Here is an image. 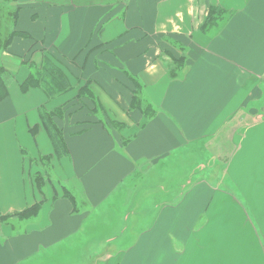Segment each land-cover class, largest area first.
Here are the masks:
<instances>
[{"label": "crops", "instance_id": "0c3cea01", "mask_svg": "<svg viewBox=\"0 0 264 264\" xmlns=\"http://www.w3.org/2000/svg\"><path fill=\"white\" fill-rule=\"evenodd\" d=\"M17 6L16 29L29 36L14 38L0 54L15 78L0 103V264H264V0ZM212 7L228 12L214 33L201 29ZM46 56L72 87L53 99L21 87L31 64L41 67ZM184 56L185 71L172 78L170 64ZM88 82L108 119L124 126L85 124L93 113L74 106L57 121L68 151L58 159L40 109L72 105ZM135 82L136 97L154 109L148 119L131 108ZM205 144H214L224 181L199 179L178 199L161 202L129 245L110 253L98 245L89 254L76 246L91 236L88 219L122 189L126 195L129 178L168 165L170 157L183 169ZM43 156L55 161L54 185L38 184L41 169L32 170ZM37 204L35 214L17 217Z\"/></svg>", "mask_w": 264, "mask_h": 264}, {"label": "rangeland", "instance_id": "374dc122", "mask_svg": "<svg viewBox=\"0 0 264 264\" xmlns=\"http://www.w3.org/2000/svg\"><path fill=\"white\" fill-rule=\"evenodd\" d=\"M17 3L15 0H0V9L2 13L5 14L6 19L4 22L3 31L6 33L3 35V41L8 37L9 32L13 28L14 16L17 11ZM220 20L216 22V26L211 28V32L218 30L220 25L226 18V14L219 15ZM7 28V30L4 28ZM179 68L174 67L176 76H181L186 69V62L179 63ZM15 81V78L12 76L9 79V85ZM95 95V94H94ZM96 98V96H94ZM88 109H91L92 99H88ZM141 100L136 101V104L142 106L144 102ZM94 104L95 112L90 116V121L99 119L102 122H106L107 125L115 128H122L124 125L119 123H112L108 119L107 113L104 111V108L99 105L98 102ZM84 105V104H83ZM255 109V106H254ZM85 110V109H83ZM149 111L153 113V109L150 108ZM254 111V110H253ZM92 112V111H91ZM97 113V114H96ZM149 112H146V114ZM151 115V114H150ZM81 117H86V114H81ZM212 145H198L193 151V155H189L185 158V166L183 169H179L178 162L176 158L170 157L168 165L159 166V169H150L147 173L141 174L136 173L133 177L127 180L124 188L126 189V195H123V189L114 197V200L109 203L105 208L100 209L95 212L91 218L88 219V225L86 230L91 236H85V241L77 242L76 246L79 248H84L89 253H92L94 248L99 245H103L105 248L104 252H112L114 247L119 243L124 245H129V241H133L142 231H144L154 219L159 205L166 203V201H174L178 199L181 194V191L185 189L187 191L191 187V182H198L199 179H204L210 184L218 185L219 182L224 181L222 175L221 167L222 164L218 160L217 155H213L215 149ZM53 162L52 159L43 160L37 165L32 166V170H37V166L41 169L39 176H42V184L48 180L50 185H54V173H53ZM40 164V165H39ZM31 170V168H30ZM224 188L227 185L223 186ZM65 193L68 192L73 195V199L79 202L78 195H74L66 188L64 189ZM125 193V192H124ZM120 196V197H119ZM162 202V203H161ZM18 218H22L17 216ZM129 217V218H128ZM125 219V220H124ZM94 224V225H93ZM126 227L125 231L122 232V228ZM123 233V234H122ZM117 234V235H116ZM116 235V236H115ZM118 237V238H114ZM100 240L99 242L92 239ZM94 241V242H93ZM97 242V243H96ZM78 248V249H79ZM80 249L79 251H82ZM76 255V254H75ZM83 255V252L81 256ZM88 264L93 263L92 258L86 259ZM85 263V260H83ZM82 261V262H83ZM81 262V263H82Z\"/></svg>", "mask_w": 264, "mask_h": 264}, {"label": "trees", "instance_id": "16d2710c", "mask_svg": "<svg viewBox=\"0 0 264 264\" xmlns=\"http://www.w3.org/2000/svg\"><path fill=\"white\" fill-rule=\"evenodd\" d=\"M15 1L17 3V0H15ZM18 14H19V8L17 7V11H16L15 16H14L13 28L9 32L8 37L4 43L3 35H5L6 33L3 31V26H4V24L6 26L7 22H4V20L6 19V16H5V14L2 13V10L0 9V54L9 48V46L12 43V40L14 38H16V37H28L29 36L26 32L19 31L16 29V25H17V21H18ZM223 14H226V17H227L228 12H226L225 10H222L221 8L212 7L210 9V12H209L207 18L204 20L203 24L201 25L202 31L209 32V30H211V28H213L217 25L216 22L220 20L219 15H223ZM5 29L7 30L6 27L4 28V30ZM181 62H186L185 56L180 57L176 60H173V62L170 64L169 70H170V76L172 78L177 77L175 74V71H174L175 70L174 67H177V69H178L179 68L178 65ZM31 66L33 67L34 71L31 72L30 76L22 83V85H21L22 90L27 91L31 88H41L48 95L49 99H53V98H55L61 94H64V93H66L72 89L71 84L69 82V79L66 76L65 72L60 67H58L49 57L46 56L44 58V60L41 64V67H39V68L35 67V66H33V64H31ZM11 77H12V75L0 64V103L4 99H6L8 96L9 79ZM135 87H136V89L133 91L134 95H133L132 101H131V108H142V110L144 112V117L146 119H148L153 114L149 111V109L152 107L149 104H147V105L143 104L142 106L140 105V107H139V105H137L138 103L136 104V101L138 99L136 97V94L138 93V90H140L141 86L139 83L135 82ZM94 96H95L94 92L90 86V83L88 82L87 84H85L84 86H82L79 89L77 97H76L77 101L74 102L72 105H70V104L64 105V106L58 107L54 110H49L46 107H42L40 109L41 126L48 133V136H49L52 144L54 145L55 156L58 159H61L65 156H67L68 151H67L66 144L64 141V128L60 127L57 124V121L58 120H64L66 113L70 112V109L74 106L84 104L80 108H83V109H84V107L88 108L89 106L86 103H88L89 98L92 99V101L94 102V103L91 102L92 107H90L91 108L90 111H92L91 113L94 114L95 113V112H93V110H95L94 104H97L95 102H98L99 105L102 106V104L97 99V97L95 98ZM85 101H86V103H85ZM101 108H103V106ZM146 112H149V113L146 114ZM153 112H154V109H153ZM93 114H91V116H94ZM96 120L101 121L99 119H96ZM84 123L90 124V123H92V121L87 119V120H85ZM34 130H36V129H34ZM48 159H52V157L51 156H43L40 158L39 161L41 162L43 160H48ZM36 177H37L38 184H40L43 177L39 176V174H37ZM66 196H69L73 199V196L68 192H66ZM40 207H41V204H37L31 208L24 210L23 212L16 213V215L19 217H22V218L30 217L31 215H33L37 211H39Z\"/></svg>", "mask_w": 264, "mask_h": 264}]
</instances>
